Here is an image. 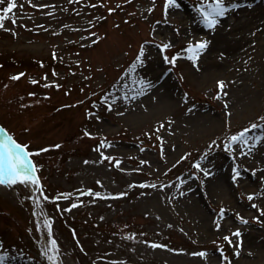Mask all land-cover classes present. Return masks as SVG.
<instances>
[{
    "label": "rangeland",
    "instance_id": "1",
    "mask_svg": "<svg viewBox=\"0 0 264 264\" xmlns=\"http://www.w3.org/2000/svg\"><path fill=\"white\" fill-rule=\"evenodd\" d=\"M224 2L208 29L201 0H17L0 126L43 196L0 185L3 264H264V0Z\"/></svg>",
    "mask_w": 264,
    "mask_h": 264
},
{
    "label": "snow or ice",
    "instance_id": "2",
    "mask_svg": "<svg viewBox=\"0 0 264 264\" xmlns=\"http://www.w3.org/2000/svg\"><path fill=\"white\" fill-rule=\"evenodd\" d=\"M5 4V0H0V5ZM169 4L175 5V0H166V8ZM17 7V0H7V6L3 9H0V29L5 28V21L10 19L9 14L13 13V10ZM237 7V5L233 4L231 6H228L225 4L224 0H201L200 7L197 9V11L200 13L203 22L205 26L208 29H214L217 24L219 23L220 18H223L226 16V14L234 10ZM11 23L15 24V19H11ZM7 30V29H5ZM207 41H199L195 45H189L186 51H189L192 53V55L189 56V59H192L195 61L198 59L200 53H202L207 47H208ZM170 45H163V49H167ZM143 53L141 52V55ZM175 57L172 59V63L175 62ZM137 60H140V57L138 56ZM23 74L13 76L11 79L18 80ZM33 83H36V81H32ZM47 86V85H46ZM217 86L219 89L223 90L225 87V84L223 81H218ZM226 95V93H225ZM219 98V97H217ZM261 119H264L262 117ZM163 127V125H161ZM258 125L253 124L251 126L252 129L257 128ZM250 131L249 129H245L243 132L238 134L237 136L231 137V141L233 143L236 142H247V138L245 133ZM85 135H88V133H85ZM27 146H22L19 143H17L10 135H8L3 128H0V185L3 186H13L17 183L20 184H32L37 186V191L40 192L41 196H43V190L39 185V178L35 175L37 168L35 165H33L30 160L28 159L29 155H32L28 153L25 149ZM56 147H59L57 145ZM46 151V150H42ZM39 153H35V155H38ZM104 159H109L108 157H104ZM87 163V162H86ZM143 163V162H142ZM117 166H119V162L117 161ZM195 167L199 168V165H195ZM235 175L233 176V179L235 180L237 176H239V172L234 169L233 170ZM205 176L209 175L207 171L204 172ZM145 185H141V187H144ZM154 186V185H153ZM92 194V193H88ZM99 195V194H94ZM67 198V197H65ZM44 199H47L45 196ZM249 200H252L253 197L249 196ZM37 206L39 205V198H37ZM77 207L76 204L72 205V208ZM254 208L257 207V205H253ZM70 210V209H69ZM223 213V210H222ZM261 215L264 216V211H261ZM241 222L243 224H247L248 221L240 218ZM258 219V218H257ZM259 222V221H258ZM45 226L50 229V225L45 222ZM241 233L239 231H236L233 233V236L239 238ZM224 239L228 241V243L231 245L232 240L225 236ZM56 242L55 240H50V248L49 251L58 252V249L55 247ZM152 247H160V245L153 244ZM46 255V258L51 262V264H56V256L54 255ZM237 255L239 253H236ZM200 256H206V253H199ZM5 257L0 255V264H3Z\"/></svg>",
    "mask_w": 264,
    "mask_h": 264
},
{
    "label": "bare ground",
    "instance_id": "3",
    "mask_svg": "<svg viewBox=\"0 0 264 264\" xmlns=\"http://www.w3.org/2000/svg\"><path fill=\"white\" fill-rule=\"evenodd\" d=\"M0 189L4 190V188H3V187H1V186H0Z\"/></svg>",
    "mask_w": 264,
    "mask_h": 264
}]
</instances>
